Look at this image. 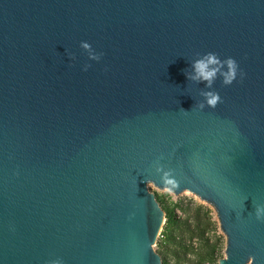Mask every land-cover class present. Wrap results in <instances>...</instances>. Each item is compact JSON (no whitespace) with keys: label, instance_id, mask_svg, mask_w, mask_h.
I'll return each instance as SVG.
<instances>
[{"label":"water","instance_id":"obj_1","mask_svg":"<svg viewBox=\"0 0 264 264\" xmlns=\"http://www.w3.org/2000/svg\"><path fill=\"white\" fill-rule=\"evenodd\" d=\"M157 166L264 264V0H0V264H162Z\"/></svg>","mask_w":264,"mask_h":264},{"label":"rangeland","instance_id":"obj_2","mask_svg":"<svg viewBox=\"0 0 264 264\" xmlns=\"http://www.w3.org/2000/svg\"><path fill=\"white\" fill-rule=\"evenodd\" d=\"M148 189L166 208L174 207L175 220L178 222L169 232L162 235L161 231L153 247L164 264H189L187 258L197 257L206 248V243L214 246V253L211 260L202 261V264H218L225 257L226 237L220 230L216 212L211 205L190 192L175 195L153 184H148ZM190 244L196 247L195 253L185 257L183 250Z\"/></svg>","mask_w":264,"mask_h":264},{"label":"clouds","instance_id":"obj_3","mask_svg":"<svg viewBox=\"0 0 264 264\" xmlns=\"http://www.w3.org/2000/svg\"><path fill=\"white\" fill-rule=\"evenodd\" d=\"M80 46L86 50L89 59L97 61L100 59L101 54L95 53L89 43L81 42ZM225 66L226 71H221ZM88 67H90V65H85L84 70H87ZM192 68L194 74H187V78L197 82H204L205 87L209 89V91L202 92L204 101L198 105L200 109H203L205 105L215 108L217 104L221 102L219 93L211 90L218 72L222 77V84L227 86L231 85L233 81L236 80L239 71V65L235 59L228 57L221 61L219 56L213 52H209L203 57L193 61ZM240 75L243 76V73L241 72ZM156 171L162 174L160 179L164 190L166 192L170 191V188L174 187L176 183L172 171L165 170L162 166H157ZM255 215L257 219L264 218V207L256 206ZM52 264H61V262L56 260L53 261Z\"/></svg>","mask_w":264,"mask_h":264},{"label":"trees","instance_id":"obj_4","mask_svg":"<svg viewBox=\"0 0 264 264\" xmlns=\"http://www.w3.org/2000/svg\"><path fill=\"white\" fill-rule=\"evenodd\" d=\"M156 199L164 212L165 223H164V228L162 230V235H163V233L172 230V228L176 226L178 222L175 220L174 211H173L174 207L172 209H168L164 205H162V202L158 198ZM201 235H203V233H201ZM195 249L196 247L190 244L186 249L183 250L184 256L186 257L189 253H195ZM213 253H214V246L210 245L209 243H206V248L203 251H201L197 257L187 258L188 259L187 261L189 264H202V261L211 260ZM162 264L164 263L162 262Z\"/></svg>","mask_w":264,"mask_h":264}]
</instances>
